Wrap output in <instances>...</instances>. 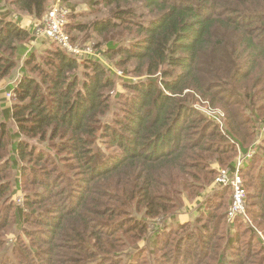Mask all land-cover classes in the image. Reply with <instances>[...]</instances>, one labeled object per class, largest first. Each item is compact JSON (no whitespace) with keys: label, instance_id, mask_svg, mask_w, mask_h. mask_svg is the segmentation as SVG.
I'll list each match as a JSON object with an SVG mask.
<instances>
[{"label":"trees","instance_id":"obj_1","mask_svg":"<svg viewBox=\"0 0 264 264\" xmlns=\"http://www.w3.org/2000/svg\"><path fill=\"white\" fill-rule=\"evenodd\" d=\"M85 2L104 15L69 21L71 39L94 34L123 76L48 37L36 63L22 20L52 0H0V82L23 74L0 97V264H264V0ZM198 97L224 110L222 127ZM216 162L241 171L263 237L228 220ZM206 183L181 224L184 193Z\"/></svg>","mask_w":264,"mask_h":264},{"label":"rangeland","instance_id":"obj_2","mask_svg":"<svg viewBox=\"0 0 264 264\" xmlns=\"http://www.w3.org/2000/svg\"><path fill=\"white\" fill-rule=\"evenodd\" d=\"M67 3L69 5L76 6V11H77V13H80V15H78L76 18H72L71 17L69 19L70 11L72 12V8ZM55 4H60L61 6L65 7L68 10V14H67V18H66L67 19V23H66V27H65V30L66 31H67V24H68L69 21H70V23H72L74 21H78L79 20V21H83L85 23H88L91 20H93L94 18L101 17V16L104 15V13L91 12L90 9L88 8V6L86 5L85 0H67V1L66 0H52L51 7L53 5H55ZM46 14L42 18H40V19H34V18H32L31 23L32 22H35L36 29H37V26H38V34L39 35L37 34V31H36V33H35V39L33 41H30L29 44H28L29 49L30 50L33 49L32 55L35 56L36 63H40V64H42V59H37L36 58V55H37V52H42L45 49V47L47 48V44L44 43V42H46V39L45 38H47V37L41 36L40 33H39V30L44 26V24L46 22V18H45ZM26 18H29V17L26 16ZM71 32H72V34L74 36H77V40H75L76 43L73 40H72V43H73L75 49L78 52L72 53L73 55H75L77 57H80V58L81 57L84 58V57H87V56H93V58H96L99 61L104 62L113 71L115 70L116 73H118L119 75H122L123 76V72L122 71H120V70H118V68L114 67L110 63V61H108L102 54H100L99 52H97L98 50L94 47V44L92 43L94 40H98V38L94 34H92V37H91L92 39L88 38L87 40H83V37L86 34V31H83L82 32L81 29H77L76 31L75 30H71ZM35 40H38V41H37L36 46H33V42ZM89 48L92 50V52L88 51ZM102 48H104V47H102ZM102 48H100V49H102ZM19 70H20V68H19ZM19 70L16 69V70L12 71L10 73L11 76L9 75L10 77L6 78L7 81H12V79H13V82H14L13 85L14 86H16L20 82L21 78L23 77V74H22L21 70L20 71ZM78 71L80 73H82L84 70H83L82 67H80L78 69ZM36 74H37V72H36ZM79 78H81L80 80L82 81L83 78H84V76H82L80 74ZM7 93H8V91L4 93V95L2 96V98H4V97L7 98L8 97L7 98L8 101L11 102L12 99L11 100H9V99L13 96V92H12V96L11 97L8 96ZM194 107L198 111H200L201 113H205L206 115H208L210 117H214L213 119L217 123H219L220 127H222L225 124V122H226V113L224 112V110H222L221 108H218V107L212 108L211 103L208 100H204L203 98L198 97L197 100H196V103H195ZM263 130H264V128L263 129L261 128V130L259 129L260 134H261V132ZM262 142L263 141H262L260 135L258 134L257 144L260 145ZM254 144H256V143H254ZM237 147H238V145H237ZM256 152L254 150V152H253V154L251 156L249 155V153H247L245 155V157L247 158V161L252 160L251 157L253 158L256 155ZM235 158H237L238 161L244 159V157H241V154H238V153H237V155H236ZM215 165H218L219 168H223L224 170H227L229 168V167L226 168V167L220 166V164L218 162H216ZM215 180H216V178H215ZM213 184H214V182H213ZM206 185L208 187H206L205 190H203V193L201 194V196H197L196 198H193L194 196L190 194V190H188V191H186L184 193L182 204H184V206H185L186 209L183 212H181V213H179L177 215V219H178V221L181 224L186 223L187 221H189L192 218L195 219V217L200 213V211H201L200 208H199L200 202H203L204 199H205V196H207L212 191V189L210 188V185L207 184V183H206ZM230 190H227V192L225 193L226 198L223 199V201H224V203L226 204V207H227V210L226 211H229V209L231 207V202H228L229 198L232 197V192ZM22 191L23 190H19L18 193H17V195H16L17 203H21L24 200V194H23ZM216 199H218V198H216ZM244 214L246 215L244 217L245 223L247 225H249V226L250 225L253 226L257 230L258 234L261 237H263L262 231H260L259 228L255 226L256 225V222L254 221V219L252 218V216L247 213L246 207H245V213ZM170 217H171L170 215H167V218L168 219ZM227 217H228V213H227ZM163 219L164 218H162V217L161 218H158L157 219V222H159L160 220H163ZM152 228L153 227H151V229ZM16 233L17 232L10 233L9 238H8V239H10L8 241V244L9 245H11L13 239L16 237ZM23 239L28 242V238H26V237L23 236ZM139 243H140V245L141 244H144L143 241H140Z\"/></svg>","mask_w":264,"mask_h":264},{"label":"built area","instance_id":"obj_3","mask_svg":"<svg viewBox=\"0 0 264 264\" xmlns=\"http://www.w3.org/2000/svg\"><path fill=\"white\" fill-rule=\"evenodd\" d=\"M67 14L68 10L65 7L61 6L60 4L53 5L47 12L45 16L46 22L44 26L39 30V33L41 36L48 37L53 42L59 44L68 53L72 54L78 51L75 49L72 43L70 34L65 30L67 23ZM36 31L38 34V26L36 29L35 25V33ZM88 51L92 52L90 48L88 49ZM8 96L11 97L12 93H8ZM253 152L254 150H251L249 152V155L251 156ZM242 162L243 160H240L239 165ZM216 183L218 186L231 187L233 189V200L228 211V220H234L238 216H242L244 219V217L246 216L244 213L246 207L247 191L244 187L243 178L241 176L239 168L233 173H230L229 169L224 170L223 168H220L216 177Z\"/></svg>","mask_w":264,"mask_h":264},{"label":"crops","instance_id":"obj_4","mask_svg":"<svg viewBox=\"0 0 264 264\" xmlns=\"http://www.w3.org/2000/svg\"><path fill=\"white\" fill-rule=\"evenodd\" d=\"M31 20H32V18L31 17H29V18H23V20H22V25H24V26H28V25H30V23H31ZM32 24H33V22H32ZM37 41L38 40H35L34 42H33V46H36V44H37ZM17 70H19V69H17ZM20 71V70H19ZM18 76V75H17ZM13 79H12V81H7V79H4V80H2L1 82H0V97H2L3 95H4V93L5 92H7V89L10 87V86H14L13 85ZM13 92V90H9L8 91V93H12ZM8 93H7V95H8ZM8 98V97H7Z\"/></svg>","mask_w":264,"mask_h":264}]
</instances>
